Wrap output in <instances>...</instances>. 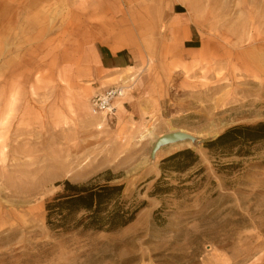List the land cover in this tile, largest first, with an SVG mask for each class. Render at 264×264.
<instances>
[{"label":"rangeland","instance_id":"374dc122","mask_svg":"<svg viewBox=\"0 0 264 264\" xmlns=\"http://www.w3.org/2000/svg\"><path fill=\"white\" fill-rule=\"evenodd\" d=\"M175 4L202 39L192 54ZM110 40L135 65L95 84L129 87L113 114L92 116L89 49ZM260 121L264 0H0V264H264V142L245 156L203 146ZM185 148L199 163L165 173L170 192L151 195L160 160ZM106 170L144 204L134 220L50 230L57 183Z\"/></svg>","mask_w":264,"mask_h":264},{"label":"trees","instance_id":"16d2710c","mask_svg":"<svg viewBox=\"0 0 264 264\" xmlns=\"http://www.w3.org/2000/svg\"><path fill=\"white\" fill-rule=\"evenodd\" d=\"M264 142V121L255 124L234 125L215 138L203 141L211 154L236 152L248 154L247 147ZM199 163L198 155L185 148L160 160L161 175L151 195L169 193L172 186H161L165 173H183ZM200 167L195 173H201ZM110 170L100 173L84 183L69 180L58 182L61 190L44 205L45 224L53 231L72 230L114 231L131 223L144 204H133L125 198V183Z\"/></svg>","mask_w":264,"mask_h":264},{"label":"crops","instance_id":"0c3cea01","mask_svg":"<svg viewBox=\"0 0 264 264\" xmlns=\"http://www.w3.org/2000/svg\"><path fill=\"white\" fill-rule=\"evenodd\" d=\"M180 7L183 6L175 4L172 8V18L175 22L174 30L180 31L183 35L182 51L192 54L202 46V39L193 33L192 25L188 22V16H186ZM89 50L94 64L92 73L94 78L97 79L92 82L94 90L97 89L98 85L105 86L103 83L95 85L97 82H100L102 79L108 80V78L117 77L118 74L129 68H133L135 65L136 58L134 51L130 50L129 46H123L115 40L95 41ZM133 83L136 85V89H139L140 80ZM135 93L131 94V98H135ZM124 103L126 102L122 103L123 106Z\"/></svg>","mask_w":264,"mask_h":264},{"label":"built area","instance_id":"2783aa9c","mask_svg":"<svg viewBox=\"0 0 264 264\" xmlns=\"http://www.w3.org/2000/svg\"><path fill=\"white\" fill-rule=\"evenodd\" d=\"M128 87L118 83L98 85L89 100L90 112L95 116H110L114 112L115 103L124 96Z\"/></svg>","mask_w":264,"mask_h":264},{"label":"water","instance_id":"95a60500","mask_svg":"<svg viewBox=\"0 0 264 264\" xmlns=\"http://www.w3.org/2000/svg\"><path fill=\"white\" fill-rule=\"evenodd\" d=\"M178 137V136H180V134H176V135H174L173 137L175 138V137ZM167 138H170V136H165V137H163L161 140H165V139H167Z\"/></svg>","mask_w":264,"mask_h":264},{"label":"bare ground","instance_id":"6f19581e","mask_svg":"<svg viewBox=\"0 0 264 264\" xmlns=\"http://www.w3.org/2000/svg\"><path fill=\"white\" fill-rule=\"evenodd\" d=\"M92 116H95V115L92 114Z\"/></svg>","mask_w":264,"mask_h":264}]
</instances>
